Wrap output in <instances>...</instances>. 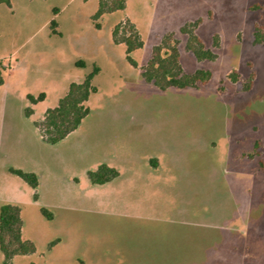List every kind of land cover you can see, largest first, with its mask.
Wrapping results in <instances>:
<instances>
[{
  "label": "rangeland",
  "instance_id": "obj_1",
  "mask_svg": "<svg viewBox=\"0 0 264 264\" xmlns=\"http://www.w3.org/2000/svg\"><path fill=\"white\" fill-rule=\"evenodd\" d=\"M127 1L95 19L98 0H0L1 161L35 156L31 122L49 152L37 199L10 164L1 168L0 204L20 202L21 236L35 247L8 264H264V45L254 39L264 0ZM127 15L144 41L131 53L136 67L112 39ZM196 19L207 47L219 36L214 60L185 48L179 28ZM168 31L184 71L208 69V81L162 90L141 78ZM93 66L89 113L49 143L44 111ZM101 163L118 175L93 184L87 171Z\"/></svg>",
  "mask_w": 264,
  "mask_h": 264
},
{
  "label": "trees",
  "instance_id": "obj_2",
  "mask_svg": "<svg viewBox=\"0 0 264 264\" xmlns=\"http://www.w3.org/2000/svg\"><path fill=\"white\" fill-rule=\"evenodd\" d=\"M10 6V0H1ZM127 0H98V7L93 15L95 19L103 14L111 13L116 10H124ZM200 19L187 21L183 23L179 31L186 35L185 48L192 52L198 61L214 60L217 57L215 49L220 45L218 34L213 35L212 47H207L203 40L197 34V27ZM52 25L56 24L53 19ZM255 42L264 45V32L256 29L254 34ZM112 39L115 43L125 45L126 58L133 66H137L136 60L131 53L143 46V37L136 24L128 17L116 23L112 28ZM179 38L172 31L165 32L159 41L152 46L151 55L147 62L141 66V78L157 86L159 89L169 87H198L205 83L211 76L208 69L198 68L193 72H185L179 53ZM77 65H82V61H76ZM99 68L93 66L81 81H72L69 83L66 92L58 99L57 105L47 108L43 113L41 125L44 126L46 134L45 139L49 143H56L63 139L68 133L77 128L82 119L89 113V107L86 105L91 93L96 91L92 85L91 79L98 72ZM235 75V74H234ZM237 81V75L232 77ZM2 78L0 77V84ZM43 92L36 97L27 95L30 103L34 104L44 98ZM31 111V109H27ZM26 111V114L28 113ZM8 170L19 176L31 188L34 189L33 198L37 199L36 189L38 187V176L33 171H26L20 168L8 167ZM88 178L93 184L105 183L118 175V171L105 163H101L95 170L87 171ZM20 205L16 203L5 202L0 204V250L3 254L2 264H8V261L15 254H29L34 251V244L21 236L22 219L20 216ZM40 211L47 218H51L50 212L45 207H40Z\"/></svg>",
  "mask_w": 264,
  "mask_h": 264
},
{
  "label": "crops",
  "instance_id": "obj_3",
  "mask_svg": "<svg viewBox=\"0 0 264 264\" xmlns=\"http://www.w3.org/2000/svg\"><path fill=\"white\" fill-rule=\"evenodd\" d=\"M128 8V1H127V5H126V9ZM129 15V14H128ZM127 15V17L129 18V16ZM130 18L132 19V17L130 16ZM130 19V20H131ZM132 21V20H131ZM5 86V82H4V80L2 79V83L0 84V97L2 96V94H1V88L2 87H4ZM35 104V103H34ZM5 109H6V104H5V107H4ZM5 115H6V111L4 112V117H5ZM10 116H12L13 118L15 117V116H21L23 119H25V120H27V122H31V118H32V115H29V116H24L23 114H19V113H13V112H11L10 113ZM16 118V117H15ZM12 121H13V119H12ZM14 124H11L12 126L14 125H16L15 124V122H13ZM4 124V123H3ZM27 124V126H29V129H31L32 131H33V137H32V140H31V144H32V147L33 148H35V150H37V153L35 154V156H33L32 154H30V155H28L29 156V158L28 157H26L25 156V158H26V160H27V163H21V162H10V161H4V160H2L1 161V159H2V157H1V153H0V174L2 173V167H3V165H5V164H10V166L12 165V167H15V168H20V169H23V170H26V171H33V172H35L36 174H37V176H38V178H39V186H40V184H41V182H42V170H41V167H42V164H43V160L45 159V158H49V152H48V149H47V147H42L41 146V143L39 142V140L37 139V137H36V134H35V130L33 129V127H32V122H31V125L30 124H28V123H26ZM4 126H5V124L3 125V129H4ZM31 139V138H30ZM0 152H1V150H0ZM48 156V157H47ZM35 165H34V164ZM4 174V173H3ZM24 181V180H23ZM25 182V181H24ZM33 189V188H32ZM34 190V189H33ZM12 201L14 202V203H19L20 204V202L17 200V199H12Z\"/></svg>",
  "mask_w": 264,
  "mask_h": 264
}]
</instances>
